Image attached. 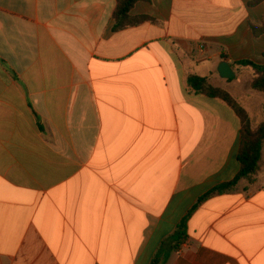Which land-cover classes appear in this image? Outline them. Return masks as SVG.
Masks as SVG:
<instances>
[{"label":"crops","instance_id":"crops-1","mask_svg":"<svg viewBox=\"0 0 264 264\" xmlns=\"http://www.w3.org/2000/svg\"><path fill=\"white\" fill-rule=\"evenodd\" d=\"M253 1L138 2L154 21L114 32L117 0H0V264H264V164L192 212L238 174L241 124L188 77L264 121L234 66L264 65Z\"/></svg>","mask_w":264,"mask_h":264},{"label":"trees","instance_id":"trees-1","mask_svg":"<svg viewBox=\"0 0 264 264\" xmlns=\"http://www.w3.org/2000/svg\"><path fill=\"white\" fill-rule=\"evenodd\" d=\"M150 0H117V6L113 13V31L119 32L129 27H135L146 22L154 21L148 16L133 17L131 12L138 2H149ZM264 3V0H254L250 6H257ZM253 34L258 37L264 34V20L262 22H253L250 24ZM234 66L250 69L253 78L250 82V90L254 92L264 93V65L257 64L251 60H242L235 62ZM230 81H233L230 80ZM188 85L191 91L196 95H203L208 98L219 99L224 101L236 114L240 120V147L238 151V161L240 170L235 178L223 184H220L202 196L192 212L198 209L208 199L225 194L235 190L240 182L244 179L250 183L263 166V150H264V121L258 125H254L248 111L236 100V98L227 90L211 85L207 78L191 75L188 77ZM186 217L178 226L175 238L180 241L186 240L187 223L189 217ZM152 264H159V260L155 259Z\"/></svg>","mask_w":264,"mask_h":264},{"label":"water","instance_id":"water-1","mask_svg":"<svg viewBox=\"0 0 264 264\" xmlns=\"http://www.w3.org/2000/svg\"><path fill=\"white\" fill-rule=\"evenodd\" d=\"M218 72L220 74V77L225 80H232L236 77V74L234 73L233 69L226 61L220 63L218 67Z\"/></svg>","mask_w":264,"mask_h":264},{"label":"rangeland","instance_id":"rangeland-1","mask_svg":"<svg viewBox=\"0 0 264 264\" xmlns=\"http://www.w3.org/2000/svg\"><path fill=\"white\" fill-rule=\"evenodd\" d=\"M240 70H242V72H244V71H248V70H246V69H240ZM239 79L241 78V79H243L244 80V76H239L238 77ZM244 84V83H243ZM243 89V88H242ZM245 89V88H244ZM244 89H243V91H244ZM249 90H250V87H249ZM264 94V93H263ZM263 103H264V101H263Z\"/></svg>","mask_w":264,"mask_h":264}]
</instances>
